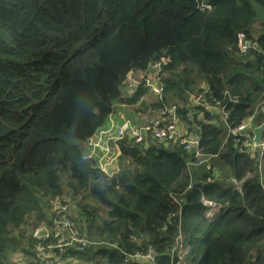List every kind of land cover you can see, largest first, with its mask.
<instances>
[{
	"label": "trees",
	"instance_id": "trees-1",
	"mask_svg": "<svg viewBox=\"0 0 264 264\" xmlns=\"http://www.w3.org/2000/svg\"><path fill=\"white\" fill-rule=\"evenodd\" d=\"M260 11L264 0H0V264L35 256L32 231L50 224L49 202L68 195L93 243L74 253L78 264H125L150 247L158 264H175L166 250L179 234L182 264H264V152L252 159L228 138L264 99ZM239 34L255 49L242 53ZM163 56L162 101L142 106V88L122 99L127 75ZM199 94L226 107V123L193 106ZM119 102L138 112L175 106L188 132L201 130L215 171L178 145L130 139L113 176L84 160L81 146ZM204 200L221 206L212 219Z\"/></svg>",
	"mask_w": 264,
	"mask_h": 264
},
{
	"label": "built area",
	"instance_id": "built-area-1",
	"mask_svg": "<svg viewBox=\"0 0 264 264\" xmlns=\"http://www.w3.org/2000/svg\"><path fill=\"white\" fill-rule=\"evenodd\" d=\"M207 8H210L207 6ZM238 47L242 53H247L251 48L255 49V44L246 40L244 34L238 35ZM169 60L164 57L160 61L154 62L151 69L139 71L137 75H128L122 82L123 89L122 97H129L135 93V90L142 88L144 90H152L158 95H162L161 81V66L166 65ZM154 70V71H153ZM159 83V84H158ZM237 98H233L231 101H236ZM190 101L193 106H199L210 113V116L214 119L217 115V110L221 109L224 112V121L229 118V113L225 106H220L219 103L211 105L207 102L204 94L191 95ZM264 107V99L258 104L256 111L245 121H243L238 127L229 131L228 138L233 137L234 144L240 149L241 152H247L250 158L256 159L258 155L256 151L261 152L259 159L261 160L264 152V143L257 144L254 142V135L252 129L259 126L263 119L259 120L260 111ZM165 119L161 124L150 123L142 127L132 125L129 121H124L120 126L115 129H109L102 131L99 136V142L104 138L112 139L115 142L117 148V158L121 155L119 149V142L124 139L133 140L135 143L144 145L148 140H154L158 143L165 145H181L182 148L190 153H194V157L197 159L194 162L195 166H206L208 170H211L212 165L210 163L211 157H206L202 153L200 148V138L195 132H186L183 134L180 127V119L177 115L176 107L164 111ZM188 119L193 122L194 116L192 113L187 115ZM201 114L197 116L200 119ZM90 144L93 147H99V143H95L93 139L90 140ZM85 160H90V156H84ZM102 170L109 173L107 167L108 163H99ZM215 171V170H214ZM215 175H218L216 173ZM253 175L248 174L242 181L237 182L239 185L245 180L251 178ZM213 177H208L207 182H213ZM184 192L180 193L182 195ZM71 199V198H70ZM68 197L61 200L57 199L52 208L50 209V225L40 226L33 232V237L37 239L35 258L19 256L16 260V264H78L79 260L74 253L86 252L88 247L93 245L86 235L81 233L77 228L74 220L75 202ZM171 200L177 208V212L173 214L180 215V204L177 201V194H171ZM207 207L208 214L219 212L221 206L215 202L203 201ZM181 234L170 242V246L167 247L166 254L171 256L172 261L174 257L178 256V260L175 264H181L185 261L187 256L186 248L184 247L181 239ZM181 239V241H180ZM159 255L157 251L150 247L146 252H135L125 257V264L137 263V264H158L157 261Z\"/></svg>",
	"mask_w": 264,
	"mask_h": 264
},
{
	"label": "crops",
	"instance_id": "crops-1",
	"mask_svg": "<svg viewBox=\"0 0 264 264\" xmlns=\"http://www.w3.org/2000/svg\"><path fill=\"white\" fill-rule=\"evenodd\" d=\"M257 106H256V108H257ZM256 108H255V111H256ZM201 116H204V113H201ZM112 117L117 124H122L124 121H129L132 125L137 126V127H142V126L150 124V123L161 124L164 121V119L166 118L164 116V114L161 113L160 111H155L153 109H144L141 112H138L137 108L135 106H130V105L123 104V103H118L115 105L114 111L112 113ZM223 117H224V112L221 109H218L217 115L213 119L212 122L217 123L219 121H222V122L226 123V121H224ZM261 119H263V121H264V113L262 112V109L260 111V116H259V120H261ZM217 120H219V121H217ZM180 127L182 129L183 134H185L188 131V127L186 126V123L184 121H182L181 119H180ZM105 128L106 129L109 128L108 123L105 126ZM95 140H98V133L95 135ZM151 143H158V142H156L154 140H148L147 143L144 144L143 146L149 147ZM159 144H161V143H159ZM162 145H165V144H162ZM174 145H178V144H174ZM174 145H166V146H174ZM178 146L182 147L181 145H178ZM81 149L85 154L93 153V160L95 162H97V163H99V162L108 163L107 169H108L109 173H115L116 171L118 172L117 161L113 160L114 157H115V159L117 158V155H115V142L112 139H106L105 141H102L100 143V147L96 148L95 150L88 143V141H86L81 146ZM256 154L260 157L261 152L256 151ZM235 181L236 180H234V179L227 180L225 185L228 187L229 184H234L236 187H240V185ZM238 182H240V181H238ZM208 211L209 210L207 209V211H206L207 217L206 218L207 219L214 218V216L216 215L217 212H214L212 214H208ZM44 225H47V224L45 222H43L40 226H44ZM40 226H38V227H40ZM185 248L187 249V247H185ZM14 263H15V260H14L13 264ZM157 263H158V261H157Z\"/></svg>",
	"mask_w": 264,
	"mask_h": 264
},
{
	"label": "clouds",
	"instance_id": "clouds-1",
	"mask_svg": "<svg viewBox=\"0 0 264 264\" xmlns=\"http://www.w3.org/2000/svg\"><path fill=\"white\" fill-rule=\"evenodd\" d=\"M210 7V6H209ZM208 9H210V8H208ZM146 70V69H145ZM145 70H138V72L139 71H145ZM128 76V75H127ZM126 79V78H125ZM139 89V88H138ZM137 89V90H138ZM149 92V91H148ZM135 93H136V91H135ZM134 93V94H135ZM122 94H123V89L121 88V98L122 99H124V100H128V99H130V97H132L133 95H131V96H129L128 98L127 97H122ZM149 95H150V93H149ZM154 98H156V97H154ZM119 103H121V102H119ZM123 104H126V103H123ZM174 107V106H173ZM172 108V107H171ZM171 108H167V109H165L164 111H167V110H169V109H171ZM163 111V112H164ZM108 124H109V128L108 129H106L105 127L104 128H102V129H100L97 133H98V140H95V135L94 136H92V137H90L87 141H88V143L90 144V140L91 139H93V141L95 142V143H101L102 141H105L107 138H104L102 141H100L99 142V136H100V133L102 132V131H107V130H109V129H115L117 126H120V124H117L115 121H114V119H113V117H112V114L109 116V118H108ZM91 145V144H90ZM116 145V144H115ZM92 147H93V145H91ZM100 147V146H99ZM119 149H120V142H119ZM96 148H98V147H93V149L95 150ZM82 150V149H81ZM108 152V151H107ZM120 152H121V149H120ZM82 155H83V159H84V156H90L91 157V159L90 160H86V161H94L93 160V153H91V154H85L83 151H82ZM115 155H117V148H116V146H115ZM85 160V159H84ZM113 160L114 161H116L115 160V157L113 158ZM118 161V160H117ZM97 163V162H96ZM100 163V162H99ZM99 163H97V165L96 166H98V167H100V165H99ZM101 168V167H100ZM117 168H118V166H117ZM101 170H102V168H101ZM103 171V170H102ZM104 172V171H103ZM105 173V172H104ZM117 173V171L115 172V173H113L112 175H110V174H107V173H105V174H107L108 176H113L114 174H116ZM184 194V193H183ZM49 214H50V210H49ZM50 220H51V218H50ZM51 223V222H50ZM47 225H50V224H48V223H46ZM38 228V227H37ZM36 228V229H37ZM35 230V229H34ZM34 232V231H33ZM33 232H32V235H33ZM36 239V238H35ZM21 256H24V257H30V256H27V255H24V254H22L21 253ZM30 258H35V256L34 257H30ZM14 264H16V261H15V263Z\"/></svg>",
	"mask_w": 264,
	"mask_h": 264
},
{
	"label": "rangeland",
	"instance_id": "rangeland-1",
	"mask_svg": "<svg viewBox=\"0 0 264 264\" xmlns=\"http://www.w3.org/2000/svg\"><path fill=\"white\" fill-rule=\"evenodd\" d=\"M260 14L264 17V12H262V11H260ZM166 60H169L170 61V58L169 57H165V56H163ZM162 58V57H161ZM160 58V59H161ZM160 59H158V60H155L154 62H157V61H160ZM154 62H152V63H150L149 64V66L147 67V69L146 70H152L151 69V67H152V65H153V63ZM165 65H163V66H161V81H162V70H163V67H164ZM154 71V70H153ZM137 73H138V71H132V72H130L128 75H137ZM138 76V75H137ZM159 84V83H158ZM161 85H162V88H163V92H162V95H158V94H156L155 92H153L152 90L150 91V95H149V92H148V95L144 98V99H146V100H144V99H142L141 100V102H142V106H144L146 103H147V101H151V99H152V97H156V100H158V101H162V98H163V95H164V86H163V84H162V82L160 83ZM135 91H137V90H135ZM148 109H151L150 107H148ZM156 111H158V110H156ZM162 113H163V111H162ZM66 197H68L69 199H70V196L68 195V196H65V197H55L53 200H51L50 202H49V209H48V211L52 208V206H53V204H54V202L57 200V199H59V200H61V199H63V198H66ZM71 200V199H70ZM50 206H51V208H50ZM47 211V212H48ZM48 217L50 218V216H49V212H48ZM33 232V231H32ZM180 241H181V239H180ZM186 252H187V254H188V249H186ZM21 255V253H17V254H15L14 256H13V259H12V264H13V262H14V260L16 261L17 260V258L19 257Z\"/></svg>",
	"mask_w": 264,
	"mask_h": 264
},
{
	"label": "water",
	"instance_id": "water-1",
	"mask_svg": "<svg viewBox=\"0 0 264 264\" xmlns=\"http://www.w3.org/2000/svg\"><path fill=\"white\" fill-rule=\"evenodd\" d=\"M262 112L264 113V107L262 108ZM252 133L254 135V142L257 144H263L264 143V121L259 125L254 127L252 130ZM200 129L196 130V135L200 136Z\"/></svg>",
	"mask_w": 264,
	"mask_h": 264
}]
</instances>
